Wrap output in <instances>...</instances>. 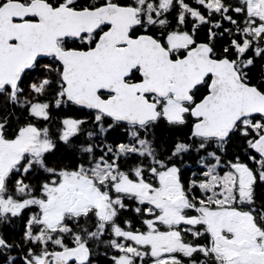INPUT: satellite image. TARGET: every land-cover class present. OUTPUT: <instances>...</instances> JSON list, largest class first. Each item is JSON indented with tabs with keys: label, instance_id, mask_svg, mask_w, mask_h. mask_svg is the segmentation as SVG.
<instances>
[{
	"label": "snow or ice",
	"instance_id": "6c2138e0",
	"mask_svg": "<svg viewBox=\"0 0 264 264\" xmlns=\"http://www.w3.org/2000/svg\"><path fill=\"white\" fill-rule=\"evenodd\" d=\"M101 257L264 264V0H0V259Z\"/></svg>",
	"mask_w": 264,
	"mask_h": 264
},
{
	"label": "trees",
	"instance_id": "16d2710c",
	"mask_svg": "<svg viewBox=\"0 0 264 264\" xmlns=\"http://www.w3.org/2000/svg\"><path fill=\"white\" fill-rule=\"evenodd\" d=\"M58 114H59V113H56V115H58ZM76 142H78V141H73V143H76ZM16 235H17V238H18V236H19V231H17ZM104 250H105V249L103 248V246H101L100 249H99V251H100L101 253H103ZM0 264H3L2 259H0ZM101 264H107V260H106L105 258H103V257H101Z\"/></svg>",
	"mask_w": 264,
	"mask_h": 264
},
{
	"label": "flooded vegetation",
	"instance_id": "af4514ba",
	"mask_svg": "<svg viewBox=\"0 0 264 264\" xmlns=\"http://www.w3.org/2000/svg\"><path fill=\"white\" fill-rule=\"evenodd\" d=\"M47 62H48V61H47V58H45V59H42V60L40 61V64H44V63H47ZM86 111H87V110H85V112H86ZM56 113H57V112H54L53 115L56 116ZM20 227H21V225H20V223L18 222V223H17V229H19ZM12 255H13V256H16V255H17V252L14 251V252L12 253Z\"/></svg>",
	"mask_w": 264,
	"mask_h": 264
}]
</instances>
